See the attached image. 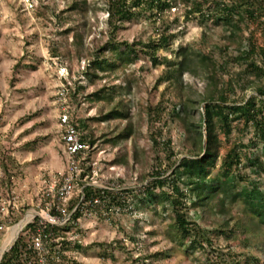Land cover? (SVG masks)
Masks as SVG:
<instances>
[{
	"label": "rangeland",
	"instance_id": "374dc122",
	"mask_svg": "<svg viewBox=\"0 0 264 264\" xmlns=\"http://www.w3.org/2000/svg\"><path fill=\"white\" fill-rule=\"evenodd\" d=\"M71 1L38 0L36 9L29 11L24 6V0H0V204L6 203L7 207L4 212L0 211V248L6 231L19 224L29 211H34L38 216L26 226L17 239L18 241L23 238L30 244L34 232L30 225L47 210L46 207L50 203L47 193H53L63 182L68 164L64 153L60 117L66 111H69L72 123L82 135L85 134L82 124H87L98 139L95 145H88L84 157L89 160L80 162V191L83 189V181L85 186L113 189L115 192L137 190L138 194L143 188L139 184L140 174L144 166L148 165H145L146 156L134 158V148L148 150L151 146L149 135L152 131L162 129V139L171 136L176 153L182 151V136L177 128L171 126L170 118L166 117L162 122L155 121L149 125L139 114L140 104L156 106L162 91L168 85V82L164 81L156 88L160 77L165 75L167 66L155 67L148 57L141 54L127 67L126 72L118 71L112 75L113 78L119 79L116 85L124 87L122 96L130 107L131 121L136 125V129L138 125L141 126L139 137L133 135L129 138L122 152L119 148L103 144L100 138L108 126L98 121H89L96 117L103 105V101L88 98L94 89V84L84 74L89 62L87 59L78 61L73 56V51L70 56H64L65 47L61 42L63 28L51 13V7L61 12ZM86 1L87 5L82 7L78 20L86 24L85 29L93 28V34L100 39V43L106 44L110 39L106 22L108 15L101 7L105 6L107 0ZM173 1L175 4L167 13L166 21L176 38L169 50H161L158 56H167L177 61L176 56L182 49L211 55L218 63L227 65L226 72H220L226 80L246 68V64L241 66L234 62L237 55L234 48L225 50L228 33L222 24L203 20L201 13L187 19L188 5L184 0ZM45 11L50 18L43 14ZM72 20L75 21L74 18ZM158 26L159 24L153 25L147 14L127 22L118 31L116 38L120 42L129 43L146 41L157 34ZM85 35V46L88 50L92 45L91 36L87 32ZM249 36L250 32L246 30L244 41ZM257 36L260 39L259 32ZM72 37V33L67 36L69 45ZM257 61L259 65H263L261 59ZM253 79V76L249 78L250 81ZM124 80L127 82L124 83ZM96 84L99 85L98 80ZM207 84L204 73L196 76L185 74L178 88L170 90L176 100L179 95L188 94L197 103L195 110L190 114L196 121H199L204 111V105L200 101ZM80 87L85 90L81 91ZM243 94L250 98L256 95V92L254 89L242 92L238 88L237 97ZM116 99L118 100L117 96ZM118 123L113 122L110 126L113 128ZM125 125V122H121L119 128ZM231 139H242L244 144H248L252 133L243 135L239 129H235ZM229 147L226 143L222 153ZM119 155L124 158L125 163L113 166L112 162ZM160 157L164 159L165 153L160 152ZM242 175L250 177L264 190V174L254 175L249 169H244ZM79 194L74 200H80L77 198ZM136 194H121L120 197L126 198L128 203H133ZM231 211L235 219L250 230L251 234L256 220L244 211L243 204L239 202ZM191 215L194 217V212H191ZM149 217L147 214L138 215L130 209H117L107 214L106 209L86 206L79 224L73 225L70 231L64 233L69 244L63 245L61 241L57 246V249L62 250L60 261L51 260V264H144L143 259L147 255L167 245L165 231L160 228L163 225L161 219H155L154 227L160 228V234L156 238H148L144 235L146 232L142 235L135 233L137 218H140L146 231L152 229L148 224ZM197 221L202 227L207 226L199 218ZM257 233L258 240L264 241V226H261ZM236 235H240L242 239L247 237L238 233ZM213 240L214 248L199 250L194 255L177 249L171 258L161 260L159 264H215L220 258L229 260V252H243L247 257L252 255L251 250L244 249L238 239L229 240L213 235ZM76 242L84 249H76ZM253 253L262 259L259 264H264V254L257 253L256 250ZM242 264L258 263L247 259Z\"/></svg>",
	"mask_w": 264,
	"mask_h": 264
},
{
	"label": "trees",
	"instance_id": "16d2710c",
	"mask_svg": "<svg viewBox=\"0 0 264 264\" xmlns=\"http://www.w3.org/2000/svg\"><path fill=\"white\" fill-rule=\"evenodd\" d=\"M184 2L188 5L187 19L201 13L203 20L223 25L228 33L225 50L234 48L237 52L234 62L241 66L246 64L245 69L226 80L220 72H226L227 65L218 63L211 55L182 49L176 56L177 61L167 56H158L161 50L168 51L176 38L166 21L167 13L175 4L173 0H107L105 6L101 7L108 15L106 22L110 39L106 44L100 43V39L93 34V28L85 29L86 24L78 20L82 7L87 5L86 0H72L61 12L51 7L52 15L63 28L61 42L65 47L64 56H70L73 51L78 61L87 59L89 62L84 74L94 84V89L88 98L103 101L96 117L89 121H98L108 126L100 138L103 144L119 148L122 152L129 138L133 135L139 137L141 126L138 125L136 129L131 121L130 107L122 96L124 87L116 85L119 79L112 75L118 71L126 72L127 67L141 54L148 57L155 67L167 66L156 88L164 81L168 85L162 91L159 103L156 106L141 103L139 114L149 125L170 118L171 126L177 128L182 136V151L176 153L171 136L162 139V129L150 133L151 146L148 150L134 148V158L139 159L144 155L145 165H148L144 166L140 174L139 184L143 188L138 194L137 190L115 192L85 186L82 181L85 199L72 215L71 221L62 228L49 225L42 233L50 257H61L62 250L57 249L58 244L61 241L63 245L69 244L64 233L78 224L83 217L85 204L99 199L101 204L94 208L106 209L107 214L117 209H130L138 215H149L148 224L152 229L146 231L140 218H137L134 228L137 235L146 232L144 235L148 238H156L160 234L159 229L163 228L166 247H159L147 255L143 259L144 264H159L161 260L171 258L177 249L194 255L199 250L214 248L213 235L229 240L238 239L244 249L252 252L251 257L243 252H229V260L218 257L220 260L215 264H242L247 259L258 264L262 262L253 251L264 254V241L258 240L257 233L264 226V190L250 177L242 175V172L249 169L254 175L264 174V0ZM43 14L50 18L46 11ZM147 14L154 26L159 24L155 36L133 43L117 40L118 31L127 22ZM246 30L250 36L244 41ZM86 32L91 36L92 43L88 50L85 46ZM71 33L73 37L69 45L67 36ZM258 59L262 60L263 65L258 64ZM199 73L205 74L208 84L200 101L204 111L199 121H196L190 114L197 103L188 94L179 95L176 100L170 90L178 88L185 74L196 76ZM251 76L254 77L253 81L249 80ZM97 80L99 85L96 84ZM238 88L242 92L254 89L256 95L250 98L244 94L237 97ZM80 89L85 90L84 87ZM116 121L119 123L112 128L110 125ZM121 122L126 123L123 128H119ZM82 127L85 134H81V141L86 145H95L98 139L91 126L82 124ZM235 129H239L243 135L252 133L248 144H244L242 139H231ZM226 143L230 147L222 153ZM160 152L165 153L164 159L160 157ZM86 153L81 156L80 162L89 160L84 157ZM124 163V158L119 155L112 165L120 166ZM121 194H136V199L128 203L126 198L120 197ZM239 202L243 204L244 211L256 220L251 234L231 211ZM79 203V199L72 200L69 210L72 211ZM191 212H194V217ZM156 218L162 220V227H154ZM197 218L207 226L202 227ZM35 228L36 222L30 225L31 230L35 231ZM237 233L247 237L242 239ZM29 245L20 238L13 249L4 255L1 264H37V254ZM75 248L84 249L79 242L75 243Z\"/></svg>",
	"mask_w": 264,
	"mask_h": 264
},
{
	"label": "built area",
	"instance_id": "2783aa9c",
	"mask_svg": "<svg viewBox=\"0 0 264 264\" xmlns=\"http://www.w3.org/2000/svg\"><path fill=\"white\" fill-rule=\"evenodd\" d=\"M37 3L38 0H24V6L29 11L35 10ZM60 125L63 128L62 140L64 142V153L67 159L68 169L61 186L55 188L53 193H47V198H50V203L46 207L47 210H44L43 214L41 216L39 215L40 218L33 222V224L36 222V228L31 237L29 246L37 254V264H51V260L60 261L59 256H49L45 248L42 233L49 225L59 228L65 227L71 221L72 215L82 205L85 199L83 193L84 187L81 191L78 190V188L82 173L80 158L87 152L88 145L81 141V133L77 126L72 123L69 111H66L60 117ZM99 189L115 191L113 189ZM78 193H80L77 197L80 198V203L70 211L69 203L74 200ZM100 204L101 202L99 199L90 201L83 206V211L86 206L96 207ZM6 209V203H4V205L0 204L1 212H4ZM53 211L55 214H53Z\"/></svg>",
	"mask_w": 264,
	"mask_h": 264
},
{
	"label": "bare ground",
	"instance_id": "6f19581e",
	"mask_svg": "<svg viewBox=\"0 0 264 264\" xmlns=\"http://www.w3.org/2000/svg\"><path fill=\"white\" fill-rule=\"evenodd\" d=\"M37 216L34 211H29L26 217L16 226L8 229L3 237L1 248H0V260L2 256L10 250V248L16 243L21 232L26 228V226L31 223L33 219Z\"/></svg>",
	"mask_w": 264,
	"mask_h": 264
},
{
	"label": "water",
	"instance_id": "95a60500",
	"mask_svg": "<svg viewBox=\"0 0 264 264\" xmlns=\"http://www.w3.org/2000/svg\"><path fill=\"white\" fill-rule=\"evenodd\" d=\"M15 244H16V243H15ZM15 244H14V245H15ZM14 245L10 248L9 251H11V250L13 249ZM5 254H6V253H5ZM5 254H4V255H5ZM4 255L2 256V258H1V260H0V264H1V262H2V259H3Z\"/></svg>",
	"mask_w": 264,
	"mask_h": 264
}]
</instances>
